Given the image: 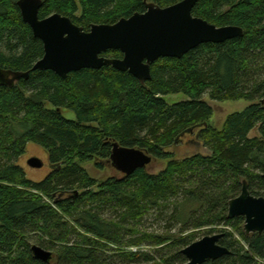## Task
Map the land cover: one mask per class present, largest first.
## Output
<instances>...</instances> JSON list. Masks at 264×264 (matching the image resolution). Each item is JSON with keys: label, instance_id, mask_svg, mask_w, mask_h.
Returning a JSON list of instances; mask_svg holds the SVG:
<instances>
[{"label": "trees", "instance_id": "1", "mask_svg": "<svg viewBox=\"0 0 264 264\" xmlns=\"http://www.w3.org/2000/svg\"><path fill=\"white\" fill-rule=\"evenodd\" d=\"M18 1L0 0V67L25 73L43 58L44 47L24 23ZM182 1L43 0L39 16L61 14L89 31L145 13L149 4L167 8ZM193 15L219 28L240 27L244 35L202 45L181 59H160L144 85L112 67L66 79L36 71L12 87L0 85V264L154 261L141 251L119 250L146 241L160 257L155 264H185L181 251L195 242L185 234L205 228H222L219 244L230 250L206 264H264V232L248 236L243 217L228 218L229 201L244 181L264 198V0H199ZM103 56L123 57L119 51ZM178 94L187 100L167 102ZM206 97L253 104L217 130L209 125L214 111ZM255 130L259 136L251 138ZM194 135L208 154L175 159L170 148ZM29 143L48 155L52 171L40 182L29 180L18 163ZM114 143L170 162L157 175L140 169L99 183L82 165L109 163ZM156 215L177 223V236L142 233L146 218ZM111 245L119 254L109 255ZM33 246L51 251V262L36 259Z\"/></svg>", "mask_w": 264, "mask_h": 264}, {"label": "water", "instance_id": "2", "mask_svg": "<svg viewBox=\"0 0 264 264\" xmlns=\"http://www.w3.org/2000/svg\"><path fill=\"white\" fill-rule=\"evenodd\" d=\"M198 2L183 0L167 8L149 4L145 13H136L114 25H93L85 31L61 14L41 19L43 0H19L21 17L34 37L42 42L44 56L25 73L0 67V85L12 87L36 71H52L66 79L74 72L104 67L128 72L144 85L151 81V68L158 60L181 59L202 45L220 44L244 35L240 27L219 28L195 17L193 10ZM109 51H119L123 57L103 56ZM152 161L153 158L144 151L114 143L109 164L128 177L137 170L147 169ZM28 165L39 169L43 162L33 157L28 160ZM228 207L229 219L244 218L246 235L264 232V198L252 195L247 181L242 184L241 194L230 200ZM223 236L222 233L207 236L183 249L185 264H206L229 255L230 250L219 244ZM32 251L40 261L49 263L53 259L51 251L39 246H33Z\"/></svg>", "mask_w": 264, "mask_h": 264}, {"label": "rangeland", "instance_id": "3", "mask_svg": "<svg viewBox=\"0 0 264 264\" xmlns=\"http://www.w3.org/2000/svg\"><path fill=\"white\" fill-rule=\"evenodd\" d=\"M166 100L169 104H175L178 102L186 101L187 98L182 94H178V95H169L166 97ZM204 100L213 108L214 111L213 117L211 118L209 125L217 130H222L223 125L226 119L228 118V116L234 113L242 112L253 104L246 100L215 102L212 101L209 97H206ZM63 115L67 119H71V120L75 119V114L69 110H63ZM257 136H259L257 130L253 131L250 134L251 138ZM170 151L174 154L175 159H184L196 153L208 154V151L201 146V141L197 139L196 135L192 137L187 136L184 137L182 140H179L176 144H174L170 148ZM33 157L39 158L43 162L42 168L34 169L28 165V160ZM169 162L170 160L153 159L152 163L147 167V172L149 174L157 175L167 167ZM18 163L24 169L27 178L34 182L43 181L52 171L46 151L43 148L33 143L28 144L25 155L22 158H20ZM82 167L87 171V173L90 175L91 178L98 181L99 183L104 182L110 178H121L123 176V174L119 173L115 168L111 166V164L107 163V161H100L96 159L92 162L83 164ZM217 229L205 228L201 230H193L185 235L193 234L195 237L194 240L195 242H197L203 239L204 237L218 234L217 231H220L222 228H217ZM242 229H244V224L242 225ZM211 230L214 231L208 234ZM140 231L148 235L157 234L162 236H166V235L177 236L178 232L180 231V226L177 223L170 221L168 216L166 218L157 219V215H156V217L155 216H152L150 218L147 217L145 222L140 226ZM230 231L233 232L232 229H230ZM235 236L239 238L237 231H235ZM176 238L179 239L180 236ZM141 245H142L141 247H131V248L120 247L119 250L126 252H133V253L141 251L148 254L150 258H153L154 260L150 262L142 261L137 264L161 263L160 257H156L154 255V250L156 248H153L149 241L142 242ZM117 249H118L117 247L111 245L109 255L119 254L116 251Z\"/></svg>", "mask_w": 264, "mask_h": 264}]
</instances>
